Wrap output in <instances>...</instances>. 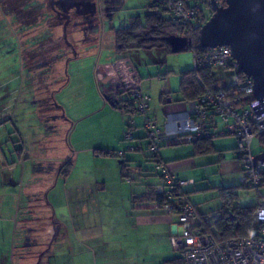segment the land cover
<instances>
[{
  "label": "rangeland",
  "instance_id": "1",
  "mask_svg": "<svg viewBox=\"0 0 264 264\" xmlns=\"http://www.w3.org/2000/svg\"><path fill=\"white\" fill-rule=\"evenodd\" d=\"M40 2L44 6L45 0H0V204L3 200L5 206L0 210V247L4 246L8 249L15 245V256L21 239L18 234L23 215L34 213L43 216L45 213L38 205L27 204V200L34 201L35 197H42L41 194H44L42 189L45 193L48 191L45 189L44 181L49 182L51 187L49 189L51 199L60 190L64 180L62 175L57 174L58 170L53 172L56 169L54 161L44 162L35 158L44 154L59 155L60 153L70 157L65 145L66 142L71 143L77 133L87 134L89 137L85 139L90 141L93 140L90 137H103L107 130L103 131L100 127L105 123L104 117L109 115L106 113L107 110L113 108L109 104L106 105L107 107L104 106L107 101L97 86L94 68L98 62H107L108 59L112 61L114 58V34L110 26L117 28L127 24L133 15L143 16L147 12L150 0H120L113 14H109L108 17L98 16V22L94 26L78 29L84 32L85 36L87 33L94 36L93 39L78 41L72 39L71 35L67 36L68 39L73 40L74 49L69 48L70 42L65 45L63 38H58L57 35L60 31L62 33V28L54 30V25L47 23L46 17L50 13L45 6L40 8ZM28 3L31 6H25ZM20 6V14H13L12 9H18ZM205 14L209 13L205 11ZM32 19L35 20L31 25L23 23ZM13 21H17L14 28L11 27ZM74 30H77V27H74ZM38 36L46 39L37 41ZM85 42L89 44L82 45ZM76 51L80 56L82 54L86 56L69 60L70 57H74L72 55L76 54ZM125 55L137 68L139 75L135 76L140 80L143 89L146 88L151 93L150 104L157 106V108L151 107L152 116L155 112L163 127L167 119L166 106L159 103V93L161 90L166 92L169 89L173 98H178L175 91L179 86V72L193 67L192 51L166 52L159 47L151 50L132 48ZM122 65L125 66L120 63L119 67L122 68ZM167 70L169 74L165 79L161 78ZM216 71L218 76L222 75L219 70ZM223 77L224 82L220 80L218 84L231 82L226 72ZM44 104H64L65 111L75 120L70 119L68 126L62 124L64 128L56 125L55 121H50L47 113L44 112ZM50 111L51 109L48 110ZM118 112L125 126L120 140L125 144L132 142L124 138L126 123L132 121L141 125L144 117L140 113L131 114L119 109ZM148 115H150V107ZM112 120L113 118L109 121L110 124ZM76 123L78 125L74 131ZM141 131L145 135V131L143 129ZM224 136L230 135H219L212 139L216 150L221 149V145L226 147L224 157L219 156L218 150L193 156L191 142H162L160 146V150L163 149L171 155L168 164L181 166L177 171L178 177L193 179L184 189L188 191V197L198 211L208 217L210 225L204 224L203 228H207L208 234L220 238H223L220 229L212 223L214 218L218 217V210L222 204L217 186H231L236 193L233 203L238 206H253L260 199V194L264 196V185L258 191L240 185L238 180L240 161L234 158L232 153H229L230 148H227L236 145V138L234 137V140ZM217 140L219 142H216ZM55 144L59 145L58 150ZM251 151L255 164L264 161V147L257 137L252 141ZM126 153L130 156L143 152L127 151ZM145 154L148 155L147 151ZM141 160L146 169H155L154 161ZM188 162H191V166L187 164ZM8 166L11 167L9 170ZM140 176L139 180L134 182L135 186L141 187V184L144 186L149 181H159L158 176H149V180L144 175ZM77 177V173L74 172L72 180H77ZM54 207H57L54 210L55 215L56 213L58 217L65 215L60 201ZM72 208L75 211L76 206L73 205ZM39 224L42 223H35L37 229L40 228ZM35 225L33 223L32 226ZM15 230L16 235H14ZM149 230H159V236L148 234L138 238L124 237L125 257L133 256L125 262L180 264L177 261L180 259V252L170 245L168 238L166 241V233L161 232V228L150 227ZM22 239L23 242L25 238ZM33 240L34 236L26 235L27 243ZM56 260L70 261V258L68 260L66 255H61Z\"/></svg>",
  "mask_w": 264,
  "mask_h": 264
},
{
  "label": "crops",
  "instance_id": "2",
  "mask_svg": "<svg viewBox=\"0 0 264 264\" xmlns=\"http://www.w3.org/2000/svg\"><path fill=\"white\" fill-rule=\"evenodd\" d=\"M147 11H149V5ZM16 23L17 21H13L11 27L14 28ZM23 23L32 24L25 21ZM119 27L110 26V30L114 34L113 60L108 59L107 62H98L94 68L97 86L107 101L104 106L107 107L106 105L109 104L113 108L107 110L106 113H109V115L104 117L105 123L100 127L103 131H107H105L103 137H90L93 138L92 141L85 139L89 137L85 133H77L73 138L75 141L72 140L71 143L65 141L67 153L69 152L70 157H67L68 155L64 153V155L60 153L59 155L44 154L42 157L37 156L35 158L38 161L44 162L46 160L54 161L56 169L53 172L58 170L64 161L70 160L72 165L68 174L63 176L64 180L61 183L60 190L51 199V190H49L51 187H49V182L44 181L46 184L45 189L48 191L45 193V190L42 189L44 193L41 194L42 197H35L34 201L27 200V204L38 205L45 213L41 216L25 212L26 214L20 220V233L18 235L21 239L17 246V255L15 256V245L8 249H5L4 246L0 247V264H116L118 262L127 264L125 260L131 259L133 256L125 257L124 237L133 236V238H138L139 236H146L148 234L159 236V230H149L150 227H154L161 228V232L164 231L166 233L165 238L167 241V238L170 240V237L179 231V221L176 213L163 210L157 205L156 201L141 197L146 192L148 185H156L157 187V185L159 186L162 183L161 178L156 173V169H146L143 165L144 163H141L143 162L141 159L148 161L145 153L128 156L125 152L124 161L115 154L117 151H125L127 145H132L134 142H126L125 144V142L120 140L125 126L118 108L115 107L111 100L118 101L125 96L127 77L129 75H139L137 68L130 63L127 55L125 53L118 54L117 52L115 30ZM60 29V26L54 25V30ZM69 32L72 39L78 41H85L86 38L93 39L94 37L88 33L85 36L84 32L78 29H72V32L71 30ZM13 35L15 36V31ZM57 36H61V31ZM88 44L87 42L82 43V45ZM72 56L74 57H70L71 59L68 57L69 60L86 55L82 54L80 56L76 51V54ZM120 63H123L125 66L119 67ZM167 74H169L168 70L161 78L165 79ZM141 88L143 94L148 97L147 102L150 107V115L152 116L151 107L157 108V106L150 104L151 93L146 88L144 90L142 85ZM178 89L179 86L176 90ZM158 101L160 104L163 103L166 106L165 113L167 117L169 116V120H172L179 112L184 110V103L176 101V98H173L172 92L169 89L166 92H162L161 90ZM44 105V112L47 113L50 121H55L56 125L62 126L65 123L68 126L70 119L75 120V118L65 111L64 104ZM49 109H51L50 112H48ZM153 116L155 123L157 125L160 124L159 126L162 127V123H159L158 115L154 112ZM112 118L113 120L110 124L109 121ZM58 119H61V121L59 122ZM77 125L78 123L75 124L74 131ZM135 125L138 128L135 135L143 136L141 125H138L136 122ZM218 127H221L219 122ZM224 137L235 140L233 135ZM141 142L143 143L144 141L141 140ZM216 142H219V140ZM54 146L58 150L59 145L55 144ZM215 146L213 140L208 151H200L193 146L192 155L217 152L218 150L219 156L224 157L226 147H222L221 145V149L217 148L216 150ZM227 148H230L231 152L229 153H232L233 157L239 160L237 153L234 151L235 145L231 147L227 146ZM104 151H112L113 154L106 155L103 154ZM170 157L171 155L163 149L159 151V158L166 163V168L175 177H178L177 171L180 170L181 166L168 164V158ZM187 164L191 166V162ZM10 166H8V170L11 168ZM74 172L78 176L75 181L72 180ZM140 175H144L146 179L149 176H158L159 181H149L144 186L141 184V187L135 186L134 182L139 180ZM185 180L193 181L192 178ZM57 199L62 205L61 209H64L65 212V215H60L59 217L57 213L56 215L54 213L55 208H57L54 206L58 205ZM73 205L76 206L75 211L72 208ZM4 207V201L2 200L0 210L4 209ZM221 207L222 204L219 208ZM196 214L195 225L200 226L202 223L201 219L203 218L208 220V217L203 216L197 207ZM7 219L10 220V218ZM33 223L34 225L35 223L42 224H39L40 228L37 229L36 225L32 226ZM47 223L49 224L48 226ZM27 234L34 236L33 242H26ZM14 235H16V230L14 231ZM2 237L4 238L3 231ZM119 237L120 239L118 240ZM22 238H25L23 242ZM61 255H66L68 260L70 258V261H57L56 259Z\"/></svg>",
  "mask_w": 264,
  "mask_h": 264
},
{
  "label": "built area",
  "instance_id": "3",
  "mask_svg": "<svg viewBox=\"0 0 264 264\" xmlns=\"http://www.w3.org/2000/svg\"><path fill=\"white\" fill-rule=\"evenodd\" d=\"M150 1L170 11L172 18L180 24L199 29L204 24L202 19L204 8L213 11L212 1L218 6H223L221 0H193L194 3H190V0ZM202 48L204 49L202 53H193L194 67L208 64L213 67L227 66L241 71L228 45ZM126 89L129 98L125 102L131 103L136 108L131 114L140 113L144 117L143 128L151 139L149 148L152 152L158 149L160 141L181 143L202 136L233 135L236 138L235 148L240 161L239 183L245 188H253L256 191L264 185L261 181L264 162L255 164L251 151L253 139L264 132V101L254 97L251 78L245 76L243 84L233 90L227 92L221 90L214 95L205 94L200 99L201 104H211L212 111L223 124L224 130H217L214 135L205 131L208 126L206 121L209 119L207 112L196 105L197 102H185L183 111L172 120H169L168 116L164 126L158 127L148 115V97L143 94L136 76L127 77ZM133 127L132 124L124 133L125 139L131 138ZM164 178L167 184L176 183L177 187L192 182L185 179L176 181L175 176L169 172L164 173ZM168 195L169 200L171 198L172 201L163 204L161 208L177 214L179 231L170 237V244L180 252V264H264V196L259 195L260 199L253 212V224L257 233L253 236L222 239L204 233L201 227L194 224V210L186 203L183 195L175 196L172 188Z\"/></svg>",
  "mask_w": 264,
  "mask_h": 264
},
{
  "label": "trees",
  "instance_id": "4",
  "mask_svg": "<svg viewBox=\"0 0 264 264\" xmlns=\"http://www.w3.org/2000/svg\"><path fill=\"white\" fill-rule=\"evenodd\" d=\"M195 1L190 0L189 2L194 3ZM221 3L222 5H224L225 0H221ZM25 6H31V5L28 3ZM20 8L21 6L18 9L13 8L12 12L15 13L16 15L18 13L20 14L21 12ZM205 11H207L209 14L206 15ZM212 12H213L212 10H209L207 8L203 9L202 11L203 22H205L208 19V17L212 14ZM198 31L199 28H194L180 24L179 22H177L172 18L170 11L166 10L165 8H162V6H157V4H155L153 1H150L149 11H147L143 16L133 15L130 17L129 22L127 24L115 30V43L118 54L126 53L132 48L152 49L155 47L163 48L166 52H170V45L167 40V37L172 34L184 35L190 39V43L186 46L184 50H190L192 51V53L198 54L204 51V49L200 46L198 42ZM216 70H219L222 73V75L218 76L217 74L218 71ZM225 72L228 75L231 82L218 84V81L224 80L223 76ZM244 79L245 76L241 71L239 70L237 71L231 67H227V66L213 67L208 64H203L196 67L193 66L189 69L182 70L179 74V89L177 90L178 98H176V101H181L183 103L197 102L198 104L196 105H198V107H201L204 111L207 112L206 115L209 119L208 121H206L208 122V126H206L205 131H208L209 133L213 134L217 130L218 131L224 130L223 124L220 121L219 117L216 116L212 111L213 107L211 106V104H201L200 99L205 94L214 95L216 92L221 90L225 92L233 90L238 86L242 85ZM125 93H126L125 96L118 101H113L111 99L110 100L119 110L132 113L136 110V108L131 103L125 102L126 99L129 98L128 91L126 88H125ZM218 122L219 124H221V127H218ZM132 124L134 126L132 131V136L130 139H125V140H130L134 143L136 142V144H133V146L127 145L125 151H117L115 154L118 157L122 158L121 160H123L125 156V152L127 151H141L144 153H146L147 151L148 155L145 154V157L147 158V160L149 159L155 162L156 173L161 178V182H162L159 186L157 185V187L156 185H148L146 187V192H144L141 197L145 199L154 200L156 201L159 207H162L163 204L172 201L171 198L169 200V195H168L169 191L172 188V192L175 196L183 195L185 197L186 203L192 207L194 213L196 214V205L189 199L188 191L184 189L186 184L177 187L176 183L174 184L166 183V180L164 178V173L165 172L171 173V172L166 168V163L159 158L160 146L164 141H160V143H158V149L155 152H152L149 148L151 139L147 135L146 130L143 128V121L141 124V128L145 131V135L143 134V136L135 135V132L138 128L133 122ZM132 124L131 122L126 123V127H127L126 131L132 126ZM157 126L161 127L159 125ZM214 137L216 136H202L190 142L197 150L208 151V149H210L209 147L211 146V141ZM256 137L259 139L262 147H264V132L259 133ZM141 140L143 141L145 140L146 143L142 144ZM234 151L236 152V148H234ZM103 154L110 155L113 154V152L104 151ZM71 165L72 163L70 160L64 161L59 166L57 174L66 176L70 170ZM175 179L176 181H178L181 178L175 177ZM261 181L262 184H264V169L261 170ZM217 189H218V195L222 199V207L219 208L218 217L214 218L212 223H215L217 225V228L220 229L222 233L221 237H223L222 239L234 237V236L255 235L257 233V229L253 224V212L256 204L253 206L235 205L233 203L234 202L233 200L236 197V193L232 190L231 187L220 185L217 186ZM170 213H175V212L172 211ZM202 220L203 221L201 225L198 227L201 226L203 227L204 224H206L207 226L210 225V223H208V220H206L205 218H203ZM202 227H201L202 231L204 233H208L207 228H202ZM216 238H220V237H216ZM177 261L180 263V259H178Z\"/></svg>",
  "mask_w": 264,
  "mask_h": 264
},
{
  "label": "water",
  "instance_id": "5",
  "mask_svg": "<svg viewBox=\"0 0 264 264\" xmlns=\"http://www.w3.org/2000/svg\"><path fill=\"white\" fill-rule=\"evenodd\" d=\"M212 2L213 12L198 31L200 46L228 45L242 73L251 78L254 97L264 101V0H225L223 6ZM95 4L90 3L89 12L96 11ZM66 24L62 29L67 41ZM167 40L171 52L182 51L190 43L184 35L172 34Z\"/></svg>",
  "mask_w": 264,
  "mask_h": 264
},
{
  "label": "flooded vegetation",
  "instance_id": "6",
  "mask_svg": "<svg viewBox=\"0 0 264 264\" xmlns=\"http://www.w3.org/2000/svg\"><path fill=\"white\" fill-rule=\"evenodd\" d=\"M85 2H87V4L82 6V3ZM91 2L96 3V11L93 13L89 12L93 10V6L90 5ZM41 3L42 2H40L39 4L40 8H43L45 6V8H47V11H49L48 13H50V15H47L46 17L48 24L57 25L62 28L63 25L67 22L65 30L66 39L71 44H68L69 48L74 49V45L72 44L73 40L67 38V36H70L69 31L71 30L72 32V29H74V27H77V29L81 30V28L94 26L98 22V16L103 15L105 17H108L109 14H113L114 9L117 8L118 4L120 3V0H45L44 6ZM34 20L35 19H32L31 21H29V23H33ZM58 38H63L66 45L67 41L63 37V29L61 36ZM44 39H46V37H37V41Z\"/></svg>",
  "mask_w": 264,
  "mask_h": 264
}]
</instances>
